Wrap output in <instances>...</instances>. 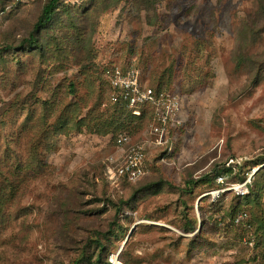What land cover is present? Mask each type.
Returning <instances> with one entry per match:
<instances>
[{"label": "rangeland", "instance_id": "rangeland-1", "mask_svg": "<svg viewBox=\"0 0 264 264\" xmlns=\"http://www.w3.org/2000/svg\"><path fill=\"white\" fill-rule=\"evenodd\" d=\"M20 1L0 17V264H97L119 251L125 264H264V195L239 205L232 192L186 184L232 158L264 165V0H120L89 14L85 43L60 33L56 64L22 43L49 0ZM64 1L66 22L92 5ZM78 47L89 60L77 65ZM136 62L182 108L168 152L150 154L151 174L114 188L103 172L118 130L137 141L149 124L114 121L99 74ZM32 111L48 122L26 125ZM236 208L253 231L230 223Z\"/></svg>", "mask_w": 264, "mask_h": 264}, {"label": "trees", "instance_id": "trees-1", "mask_svg": "<svg viewBox=\"0 0 264 264\" xmlns=\"http://www.w3.org/2000/svg\"><path fill=\"white\" fill-rule=\"evenodd\" d=\"M12 1L14 4H12ZM143 1V0H142ZM141 1V2H142ZM21 1L20 0H0V17L1 19L3 18V16H5L6 13H8L11 10L10 5L13 6H18L20 5ZM64 0H49L48 3L46 5H44L42 11H41V15L39 17V19L37 20L36 24L33 27V30L30 32V34L24 39V41L22 43L23 46L27 47L28 49L32 50V51H36L39 54V57L41 59V61L44 63H48L49 61L54 62V64H56L57 62H60L59 60L57 61V56L60 55L61 57V51H64L60 42V39L57 37L59 36L60 33L64 32V30L66 29H72V31H74V33L72 34V37L70 39L69 42H73L74 44H76L77 46L85 43L86 37H84L83 35V31L85 33L89 32V28L86 26V23L89 19V14L94 12V14L98 17L101 14L116 8L119 4H120V0H92V5L87 8L84 12V18L80 19V17H78V15L74 16L72 19H70V21L66 20H61V16L59 15V10L61 7L64 6ZM154 4L151 3V5ZM58 19V23H59V27H58V33L55 35L54 33H50L49 34V39L48 41L44 42L41 39V34L49 27L53 24V22ZM70 33H68L67 35H69ZM67 36H65L66 38ZM64 36L62 37V40L65 39ZM63 42V41H62ZM53 46V47H51ZM90 52V51H89ZM84 49L82 47H78L76 49V64H80V62H84V61H88L89 60V56H84ZM59 57V58H60ZM86 59V60H85ZM43 63L40 62V64L38 65V71H43L42 66ZM122 67L124 69H127L130 67V65H134L135 67H141L140 62H136V63H124L121 64ZM127 65V66H126ZM113 66H106L99 74L100 76V80L102 81L103 85L105 86V97H106V101L111 100V98L114 95V90L112 89V87L110 86V83L108 82V80L105 77V71L107 69H110ZM61 68V66H60ZM37 71V69H36ZM38 74V72H37ZM39 75V74H38ZM150 86L158 91V92H170L171 88H168L166 86L163 85L162 82L158 80H154L150 82ZM69 90L73 93L77 94V90H76V86L73 83L72 85H70ZM101 106L105 107L106 111H112L113 114H115V119L114 121H117L119 118L121 119L123 117V120L126 122L129 121L131 126H138V125H148L153 118V112L150 108H143L142 110V114L141 116L137 117L135 115H133L128 109H126L125 107L121 106L118 103L112 104L109 103H101ZM108 106V107H107ZM38 113L36 111H32L27 118V122L26 125H28V123H32L35 126L38 125H42V124H46V122H48V117L45 115H40V117H38ZM95 118L94 117H90L88 119H85L84 121L88 124V126H92L96 127L99 125H95L94 122ZM24 126V124H23ZM34 126V127H35ZM143 128V127H142ZM120 132H127V131H123V130H118L117 134ZM175 129H171V137L174 134ZM116 138V137H115ZM169 148V146L166 148V150ZM168 152V150H167ZM231 160H233V163L228 165V161H225L224 163L220 164V163H214L213 164V168H211L208 173H205L204 175H201L200 177H192L190 181H187L186 184L187 185H195V184H205V185H211V187L213 188V190H219L222 189L224 187L230 186V185H237V184H242L244 183L247 178H248V174H250L251 172L255 171L256 169L260 168L261 166H263V164H261V166L259 165V163H257L258 165H253L250 166L249 163L244 162V163H236L235 159L232 158ZM158 161H160V158L156 160V163H158ZM208 164V158H204L202 160V162H200L197 166V169H199L200 171H202V169H204L206 167V165ZM250 166L247 168V166ZM195 165H192L191 167H193ZM105 170V169H104ZM264 174V168L260 169L253 177L252 179V184L249 186V191L250 194L245 196V197H238L237 195L232 193V200L235 201L236 203H241L239 205H245L244 203L247 204H253L256 201H261L263 195H264V184L263 187L259 190L257 188V186H259L261 183L259 182V176ZM103 177H104V172H103ZM146 178V177H145ZM143 178V179H145ZM218 178H223L224 179V184L220 185L218 183ZM143 179L141 181H143ZM197 180V181H196ZM104 181L106 183V185L108 186V183L106 182L105 178ZM140 181V182H141ZM212 190V191H213ZM231 195L230 193H225L223 195H221L222 197L220 199H224L226 198V196ZM218 202V201H217ZM243 203V204H242ZM213 205L218 204L216 202L212 203ZM239 212H247L245 210H237L233 209L231 211L232 216L230 219V223L236 227V228H244L246 231H250L252 229V226L250 225L251 221L248 219L245 223H241L239 225L235 224V217L237 215V213ZM248 213V212H247ZM249 214V213H248ZM223 219H225V215H222ZM221 218V217H220ZM217 220V224L219 226H223L224 221L223 219ZM262 222H264V219H262ZM261 223V222H260ZM262 224V223H261ZM196 225L193 223H189L188 224V231L191 230H195ZM251 228V229H250ZM260 228L264 229V225L262 224L260 226ZM250 229V230H249ZM253 231V230H251ZM121 260L123 261L122 258V254H121ZM108 263V259L102 263V261L99 259L97 261V264H107ZM124 263V262H123ZM125 264V263H124Z\"/></svg>", "mask_w": 264, "mask_h": 264}, {"label": "built area", "instance_id": "built-area-1", "mask_svg": "<svg viewBox=\"0 0 264 264\" xmlns=\"http://www.w3.org/2000/svg\"><path fill=\"white\" fill-rule=\"evenodd\" d=\"M105 77L115 92L109 103H118L137 117L141 116L143 108H150L153 112L152 121L141 139L137 138L135 141L128 133L118 134L114 141L115 153L105 161L106 182L111 187L120 188L127 183L136 184L151 174L150 154L155 148L160 150L170 146L171 129L176 128L182 102L173 91L154 90L150 86L151 79L142 67L130 65L124 69L122 65H114L105 71ZM256 171L257 169L248 174L244 183L216 190L212 196L218 197L226 192H232L238 197L249 195V186ZM218 183L223 185L224 179L218 178ZM248 219L247 212H239L235 217V224L245 223ZM107 264H124L121 251L112 254Z\"/></svg>", "mask_w": 264, "mask_h": 264}, {"label": "water", "instance_id": "water-1", "mask_svg": "<svg viewBox=\"0 0 264 264\" xmlns=\"http://www.w3.org/2000/svg\"><path fill=\"white\" fill-rule=\"evenodd\" d=\"M262 168H264V165L261 166L260 168H258L256 172H258V171H259L260 169H262ZM202 199H203V198H201L199 201H201ZM131 233H132V232H131ZM130 236H131V235H130ZM130 236L128 237L127 241H126L125 244L123 245V248H124V246L126 245V243L129 241Z\"/></svg>", "mask_w": 264, "mask_h": 264}]
</instances>
